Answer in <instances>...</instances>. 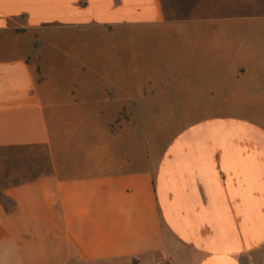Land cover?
<instances>
[{"label": "crops", "instance_id": "0c3cea01", "mask_svg": "<svg viewBox=\"0 0 264 264\" xmlns=\"http://www.w3.org/2000/svg\"><path fill=\"white\" fill-rule=\"evenodd\" d=\"M251 7L0 0V264H264V0ZM175 22L193 49L176 43L172 69L134 82L103 65L119 37ZM133 104L183 123L150 142Z\"/></svg>", "mask_w": 264, "mask_h": 264}, {"label": "rangeland", "instance_id": "374dc122", "mask_svg": "<svg viewBox=\"0 0 264 264\" xmlns=\"http://www.w3.org/2000/svg\"><path fill=\"white\" fill-rule=\"evenodd\" d=\"M254 1L256 0H162V4L167 19H190L189 17L196 15L228 16L241 14L252 16L256 14L255 8L251 7L254 5ZM258 13H264V9L259 10ZM190 23L187 25L189 26ZM188 26L177 22L174 24L165 23V25L148 27L149 29L137 33L130 41H125V39L119 37L111 46H108V54L103 65L107 64L108 69H111V67L121 70L126 68L127 72H129V78H132L134 82L136 81V78H134L136 76L135 73L141 70L139 67H158L159 70L169 67L168 69H172L171 66L174 63L168 57V53L176 43L182 45V49L185 51L193 49V46L185 36L186 33L183 32V28ZM135 69H138V71ZM209 80L212 83L221 84V73L210 71ZM147 90L143 91L146 92ZM177 110L170 105L133 104V127L138 131H147L150 142L158 129H164L162 138L167 141L168 135L176 131L178 126L183 123V120L179 119V125H177L178 123H175V121L172 122V120L169 121L165 118L167 116L171 117L170 112H172L173 117L174 114L178 115L179 112Z\"/></svg>", "mask_w": 264, "mask_h": 264}, {"label": "trees", "instance_id": "16d2710c", "mask_svg": "<svg viewBox=\"0 0 264 264\" xmlns=\"http://www.w3.org/2000/svg\"><path fill=\"white\" fill-rule=\"evenodd\" d=\"M0 201L4 202L5 204H9L10 202L2 195H0Z\"/></svg>", "mask_w": 264, "mask_h": 264}]
</instances>
